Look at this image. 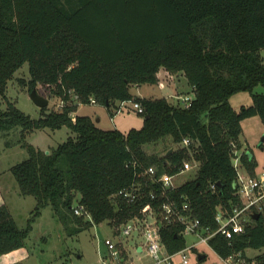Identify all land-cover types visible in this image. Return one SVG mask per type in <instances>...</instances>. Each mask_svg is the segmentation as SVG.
<instances>
[{"label": "trees", "instance_id": "trees-1", "mask_svg": "<svg viewBox=\"0 0 264 264\" xmlns=\"http://www.w3.org/2000/svg\"><path fill=\"white\" fill-rule=\"evenodd\" d=\"M261 50L264 0H0V97L27 63L30 79L21 83L29 92L42 85L50 98L67 103L36 120L9 102L0 112V133L20 128L28 152L10 171L20 194L35 199L30 221L50 206L62 222L71 217L75 233L107 222L116 236L121 225L141 218L146 205L159 212L169 198L179 208L187 202L193 219L216 229L217 208L235 201L232 159L234 146L242 150L241 123L255 116L264 122V94L253 92L264 87ZM162 69L170 77L183 73L194 94L188 108L131 95L132 86L158 84ZM241 92L251 94L252 104L236 111L229 101ZM91 99L111 115L116 104L139 103L143 126L123 133L100 129L89 116L73 117ZM62 128L73 137L48 155L25 141L34 131ZM165 138L173 144L169 156L144 151ZM251 155L243 150L240 167L253 177L257 163ZM184 162L199 163L194 179L164 193L138 176L149 167L175 176ZM131 188L139 189L135 202L118 196ZM77 195L87 221L74 214ZM31 229L30 223L19 228L0 204V256L23 248ZM182 230L176 223L161 227L170 254L185 248ZM210 246L223 257L263 251L264 216L230 241L216 236Z\"/></svg>", "mask_w": 264, "mask_h": 264}, {"label": "rangeland", "instance_id": "rangeland-1", "mask_svg": "<svg viewBox=\"0 0 264 264\" xmlns=\"http://www.w3.org/2000/svg\"><path fill=\"white\" fill-rule=\"evenodd\" d=\"M260 56L264 63V50L260 51ZM166 76L159 74V82L156 85H142L141 92L147 98L155 100L167 98L172 104H177L179 97L187 96L191 100L194 94L188 87L185 79L179 86V95L177 98H169L171 93L167 88L168 83ZM30 79L29 66L25 63L15 74L13 79L8 83L5 98L0 97V112H5L8 102L15 105L22 113L31 119H40L50 111H56L59 101L50 98L49 89L42 85L36 88L38 95L48 99L47 108H39L30 98L29 87L21 82L27 83ZM254 93L264 94V87L258 86ZM130 93L135 94L134 87L130 88ZM230 105L236 111L241 107H249L252 104L251 94L241 92L230 98ZM130 105V102H128ZM77 116H89L95 125L103 130L117 129L123 133L131 129H140L143 126L144 117L132 109H125L123 112L111 113L100 105H80L76 112ZM242 134L239 139L242 151H251V158L257 163L256 174L264 172V122L257 116L245 119L241 123ZM21 129L14 128L11 131L0 133V204H5L16 222L17 226L25 229L31 224L29 237L25 241L23 248L13 251L6 255L0 256V264H101L108 256L105 242L111 240L116 242L114 230L104 222L99 225H93L89 229L75 233L76 225L71 220L62 222L61 216L57 215L54 210L48 206L41 210L40 216L30 221L34 216L35 199L33 197H24L20 194L18 184L13 177L10 169L28 159V152L21 143ZM73 134L67 128L60 130L43 129L29 134L25 141L35 149L43 152L56 149L63 144ZM172 140L165 138L156 143L144 146V151L148 154L161 156L167 153L172 147ZM262 145V147H260ZM199 168L198 162H188L185 172L175 177V183L180 186L194 179ZM241 174L249 176V173L241 169ZM79 195L74 200L73 207L78 206ZM66 213L64 212V215ZM83 216L86 221L89 217ZM151 222V221H150ZM186 246H189L196 240L193 237H186ZM135 242L142 243L141 237L134 234L126 240V248L131 251L130 260L124 264H150L152 260L143 253H135L132 245ZM200 253L206 256L203 262L198 261L197 256L189 252L188 264H213L217 258L206 246L198 248ZM259 253L249 250L247 256L254 258ZM108 264H117L116 261L109 260ZM175 264H180L175 260Z\"/></svg>", "mask_w": 264, "mask_h": 264}, {"label": "built area", "instance_id": "built-area-1", "mask_svg": "<svg viewBox=\"0 0 264 264\" xmlns=\"http://www.w3.org/2000/svg\"><path fill=\"white\" fill-rule=\"evenodd\" d=\"M75 100L78 98L75 96ZM178 104L188 108L191 104V99L187 96L178 98ZM67 103L59 100V104L56 106V110H61ZM89 105H97L95 100L91 99ZM119 105L117 113L123 112L125 109H132L138 114L143 115V107L136 102H122ZM189 145L188 140H185L182 146L187 147ZM233 153L232 162L237 171V179L234 183L233 198L235 201H231L229 208L218 207L215 215V222L217 224L216 229L201 226L198 219H193L189 205L187 202L183 203L181 208L177 207L174 200L169 198L162 202L159 207V212L155 211L151 205H146L141 210V218L135 217L128 222L121 225L116 229V242L107 240L105 245L107 247L108 256L101 264H108L109 260L116 261L117 264H124L130 260L131 251L126 248V240L133 237L134 234L141 237L142 243L135 242L132 248L135 253H143L149 257L152 262L150 264H175V260L178 259L180 264H188V253H194L197 258L203 253H200L199 246H206L211 252H213L217 258V262L213 264H264V250L259 251L258 257L260 260L254 258L244 257L241 252L233 253L227 257H223L216 253L210 246V240L218 235L223 236L226 240L230 241L235 235L245 233L254 220V216H264V172L255 174V176H248L241 174L240 157L243 153L242 150H237ZM173 152V148H170ZM169 149V150H170ZM188 162H184L182 168L178 174L185 172ZM134 166V165H133ZM136 169V166L134 167ZM244 170V169H243ZM139 177H148L152 184L159 185L160 189L164 193L167 190H173L178 185L175 183V176L163 173L157 175L155 167H149L138 171ZM139 189L131 188L124 189L118 193V196L126 199L129 203L136 201L137 196L135 193ZM150 199L154 200L155 195L150 193ZM74 214L76 216L86 213L82 206L78 205L74 208ZM89 217V216H88ZM151 221V222H150ZM176 223L183 227L181 232L182 237H193L196 242H193L189 246L170 254L163 246L160 229L163 225ZM252 259V260H249Z\"/></svg>", "mask_w": 264, "mask_h": 264}, {"label": "crops", "instance_id": "crops-1", "mask_svg": "<svg viewBox=\"0 0 264 264\" xmlns=\"http://www.w3.org/2000/svg\"><path fill=\"white\" fill-rule=\"evenodd\" d=\"M159 74L166 76L165 79L167 80V83H168L167 88L169 89V92L171 93V95H169V98H177L176 96L179 95V86L181 85V82L183 81V79H185L188 87L191 88L189 86V84H188L185 76L183 75V73H178L177 75L170 77V76H168V74L166 73V71H164L162 69ZM132 87H134L135 90H136V93L135 94H131L133 97H139V98L149 99L145 95L142 94V92H141L142 87L141 86H132ZM191 90H192V88H191ZM118 108H119V105L116 104V110H118ZM75 116H77L76 113L73 115V117H75ZM169 141H170V139H169ZM198 261H201V260H198Z\"/></svg>", "mask_w": 264, "mask_h": 264}, {"label": "water", "instance_id": "water-1", "mask_svg": "<svg viewBox=\"0 0 264 264\" xmlns=\"http://www.w3.org/2000/svg\"><path fill=\"white\" fill-rule=\"evenodd\" d=\"M30 98L31 100L41 109L43 108H47L48 104H49V101L48 99L38 95V93L36 92V89L32 90L30 92ZM264 141V139H263ZM264 143V142H261V144ZM47 155L49 154V151H46L45 152ZM172 153V150L170 149L167 153H166V156H169L170 154ZM259 219V216L258 215H255L254 216V220H258ZM205 256L204 255H200L198 257V260H202Z\"/></svg>", "mask_w": 264, "mask_h": 264}]
</instances>
